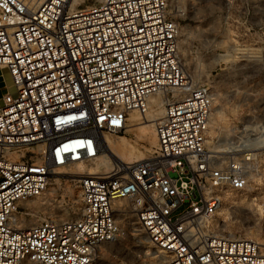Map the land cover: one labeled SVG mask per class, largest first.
I'll use <instances>...</instances> for the list:
<instances>
[{
	"label": "built area",
	"instance_id": "1",
	"mask_svg": "<svg viewBox=\"0 0 264 264\" xmlns=\"http://www.w3.org/2000/svg\"><path fill=\"white\" fill-rule=\"evenodd\" d=\"M182 18L173 0H0V69L14 86L0 89V264H91L128 216L161 264H264V245L211 229L225 194L256 201L264 190L250 169L258 155H243L253 144L244 132L226 151L206 144L214 90L182 65ZM157 96L150 155L102 160L104 134L124 130ZM75 163L97 164L77 176L76 216L23 225V204Z\"/></svg>",
	"mask_w": 264,
	"mask_h": 264
},
{
	"label": "rangeland",
	"instance_id": "2",
	"mask_svg": "<svg viewBox=\"0 0 264 264\" xmlns=\"http://www.w3.org/2000/svg\"><path fill=\"white\" fill-rule=\"evenodd\" d=\"M98 1L78 0L77 5ZM173 2L183 10L178 38L182 65L191 79L214 90L206 144L213 150L226 151L230 148L228 144L244 132V139L253 144L247 148L252 150H244L243 155H258L250 169L255 182L264 190V0ZM4 86L13 93L8 70L0 69V89ZM154 109L157 118L159 111L156 106ZM149 119L150 115L146 120ZM143 121L140 120L139 126ZM134 122L131 117L128 128L108 135L125 137L139 150L148 146L153 149L155 135L149 137L153 145H148L138 137L140 129L130 125ZM83 167L95 171V166ZM59 172L58 177L52 176L41 196L23 204L20 215L24 223L45 217L69 219L76 216L78 189L77 177L72 176L74 169L64 168ZM228 195L234 200L223 198V205L214 217L219 225L218 233L251 238L264 245V199L259 197L253 201L251 192L244 195L232 191ZM123 203L121 200L120 204ZM222 224L227 227L220 226ZM126 225L123 235L99 246L91 264H160L158 251L133 217H127Z\"/></svg>",
	"mask_w": 264,
	"mask_h": 264
},
{
	"label": "bare ground",
	"instance_id": "3",
	"mask_svg": "<svg viewBox=\"0 0 264 264\" xmlns=\"http://www.w3.org/2000/svg\"><path fill=\"white\" fill-rule=\"evenodd\" d=\"M78 3V0H72V4L73 6H76ZM159 97V96H157ZM155 97L153 100V104L151 109L146 113V114H139L137 112H132L130 114L129 119L132 117L135 122L130 124L132 125V128L137 127L140 129V132L138 134L139 138L144 139L148 145H153V141L149 139V137L154 134L155 135V130H154V126L156 124L157 119L161 116L162 112H163V103L161 98H157ZM215 103V102H214ZM156 106V108H158L159 111V115L155 116V109L154 107ZM158 113V112H157ZM150 115V119L146 120L147 117ZM141 121H143L142 125L139 126V124H141ZM153 121H155L153 123ZM128 128V126H127ZM104 142L106 145V155H102V160H104L106 163H108L109 161H117V162H122V163H132L134 161L143 159L147 156L150 155L152 149L150 148V146H148V148H143L142 150H139L138 147L130 142L127 138L122 137V136H118V137H111L108 134H104ZM125 142V143H124ZM125 144V145H124ZM156 145V136H155V144ZM229 148V147H228ZM224 149V148H223ZM226 149V148H225ZM248 150H252V149H245V151ZM246 156L249 155H253V153H246ZM84 165L81 163H75L73 167H71L72 169H74V173L72 174V176L77 177L79 174L87 172V173H92L91 169H85V167H83ZM94 170H96L97 164L94 165ZM64 169V168H56L53 171V178L58 177V175L60 174L59 170ZM94 172V171H93ZM225 194L224 195V200L227 197L228 200L233 201L234 197L231 195ZM121 200L116 201V205H121L120 204ZM123 201V200H122ZM57 220H63V219H57ZM216 219H213L212 223H211V229L214 233L220 234L218 233V227L219 225L217 224V221H215ZM31 223H24L23 225H29ZM224 228H226L227 226L222 224L220 225ZM221 235V234H220ZM160 259V264L162 263V258L158 257ZM159 264V263H157Z\"/></svg>",
	"mask_w": 264,
	"mask_h": 264
}]
</instances>
